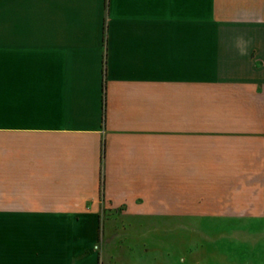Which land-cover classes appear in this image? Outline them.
<instances>
[{
  "label": "crops",
  "instance_id": "crops-1",
  "mask_svg": "<svg viewBox=\"0 0 264 264\" xmlns=\"http://www.w3.org/2000/svg\"><path fill=\"white\" fill-rule=\"evenodd\" d=\"M113 241L264 264V0H0V264Z\"/></svg>",
  "mask_w": 264,
  "mask_h": 264
},
{
  "label": "rangeland",
  "instance_id": "rangeland-1",
  "mask_svg": "<svg viewBox=\"0 0 264 264\" xmlns=\"http://www.w3.org/2000/svg\"><path fill=\"white\" fill-rule=\"evenodd\" d=\"M203 100H198L197 98V109L200 110L199 104L202 103ZM202 111V110H200ZM199 111H197L198 113ZM202 115V112H201ZM118 213V212H116ZM116 213H112V216L114 217V215H116ZM117 218V217H116ZM171 220L169 219V222L165 223V226L163 228H158V229H162L163 231V243H158V245H163V250L165 252H168L170 254V250H171V245H172V238H171V233L173 231V227L171 226ZM108 227L106 226V222H104L102 224V232H104V230H107ZM114 234H118L119 231L122 232V228L121 227H115L113 228ZM181 230H188L187 227H182L180 228ZM192 230L195 231V234L197 236H201L202 234H204V226L202 223H197V225L195 227L190 228ZM149 233H154L155 232V227H149L148 228ZM118 232V233H117ZM133 246V253L132 255H130V253L128 252L130 246H128L126 243L120 241V242H101V264H154V262L156 261L155 259H152V251L148 252V256L146 259H142L139 258L140 256V252L142 249L144 250H149V249H154L152 248L151 243H143V247L141 248V246L137 243H132ZM151 246V247H150ZM174 246H177L176 244H174Z\"/></svg>",
  "mask_w": 264,
  "mask_h": 264
}]
</instances>
